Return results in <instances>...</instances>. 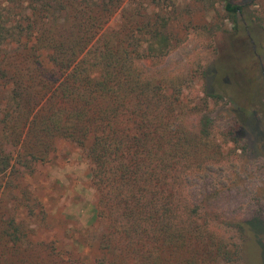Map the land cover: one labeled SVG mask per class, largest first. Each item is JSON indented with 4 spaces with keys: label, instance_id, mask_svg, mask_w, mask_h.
<instances>
[{
    "label": "trees",
    "instance_id": "obj_1",
    "mask_svg": "<svg viewBox=\"0 0 264 264\" xmlns=\"http://www.w3.org/2000/svg\"><path fill=\"white\" fill-rule=\"evenodd\" d=\"M225 1L236 22L246 5ZM124 4L0 2V257L17 256L4 264H62L1 202L16 188L7 178L49 163L59 140L82 148L92 164L96 214L107 224L104 248L113 256L130 264H166L177 252L179 264L237 260L238 241L217 240L193 203L195 178L219 162L210 119L202 116L192 130L181 125L186 112L196 115L197 106L225 98L215 72L204 73L203 97L185 108L180 78L144 65L168 55L170 37L148 14L115 24ZM143 38L153 42L145 46ZM249 224L240 231L247 235Z\"/></svg>",
    "mask_w": 264,
    "mask_h": 264
},
{
    "label": "rangeland",
    "instance_id": "obj_2",
    "mask_svg": "<svg viewBox=\"0 0 264 264\" xmlns=\"http://www.w3.org/2000/svg\"><path fill=\"white\" fill-rule=\"evenodd\" d=\"M252 1H242L245 10L236 22L225 0H126L114 20L122 26L133 13L148 14L168 34V55L144 65L153 73L180 78L185 108L203 97L204 73L215 72L213 81L217 78L216 88L225 98L197 106L196 115L186 112L181 125L192 130L205 115L216 134L219 162L201 170L191 191L193 203L204 210L200 223L212 227L217 240L238 241L239 255L229 264H264L260 247L264 246V0ZM149 42L153 41H141L145 46ZM239 120L244 125H237ZM51 157L44 165L33 164L34 171L21 168L7 178L16 187L1 199L9 214L32 238L34 234L33 240H47L62 264L134 262L104 248L107 224L96 214L92 164L82 148L59 140ZM241 223L254 224L247 227V235L240 231ZM254 228L257 238L250 236ZM181 256L182 252L175 253L176 261L172 258L166 264H179ZM16 259L7 254L0 257V264Z\"/></svg>",
    "mask_w": 264,
    "mask_h": 264
},
{
    "label": "water",
    "instance_id": "obj_3",
    "mask_svg": "<svg viewBox=\"0 0 264 264\" xmlns=\"http://www.w3.org/2000/svg\"><path fill=\"white\" fill-rule=\"evenodd\" d=\"M251 41H252V43L254 44L253 40H251ZM254 50H256V46H255V44H254Z\"/></svg>",
    "mask_w": 264,
    "mask_h": 264
}]
</instances>
